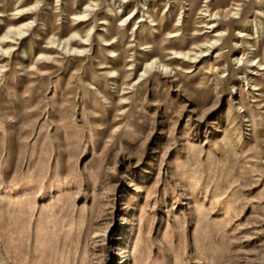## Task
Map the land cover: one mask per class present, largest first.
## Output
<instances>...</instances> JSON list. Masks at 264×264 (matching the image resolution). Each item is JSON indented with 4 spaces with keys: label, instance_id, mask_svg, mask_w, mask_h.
Here are the masks:
<instances>
[{
    "label": "rangeland",
    "instance_id": "rangeland-1",
    "mask_svg": "<svg viewBox=\"0 0 264 264\" xmlns=\"http://www.w3.org/2000/svg\"><path fill=\"white\" fill-rule=\"evenodd\" d=\"M0 264H264V0H0Z\"/></svg>",
    "mask_w": 264,
    "mask_h": 264
},
{
    "label": "bare ground",
    "instance_id": "bare-ground-1",
    "mask_svg": "<svg viewBox=\"0 0 264 264\" xmlns=\"http://www.w3.org/2000/svg\"><path fill=\"white\" fill-rule=\"evenodd\" d=\"M18 35H19V37H20V36H22V35H24V34L21 32V33H19ZM13 37H14V36H13ZM7 38H8V37H7ZM9 38H10V37H9ZM88 40H89V39H88ZM73 52H74V51H71L70 53H73Z\"/></svg>",
    "mask_w": 264,
    "mask_h": 264
}]
</instances>
